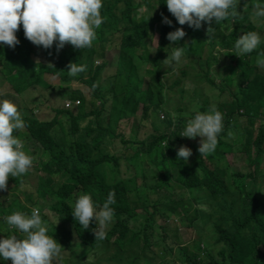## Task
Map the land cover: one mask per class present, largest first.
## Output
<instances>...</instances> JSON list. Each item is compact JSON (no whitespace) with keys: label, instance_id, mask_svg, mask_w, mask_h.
I'll return each mask as SVG.
<instances>
[{"label":"trees","instance_id":"16d2710c","mask_svg":"<svg viewBox=\"0 0 264 264\" xmlns=\"http://www.w3.org/2000/svg\"><path fill=\"white\" fill-rule=\"evenodd\" d=\"M145 1L152 6L153 21L160 19L162 22L163 18H167L165 0ZM155 3L156 8L153 6ZM102 4L101 16L104 22L96 29L97 35L93 41L95 45L100 46V51L95 49V45L88 53L83 49H74L70 44L67 46L65 44L62 49L57 50V42H54L50 49L35 46L47 60L53 61V64L46 66L43 72L56 81L68 78L67 66L70 63L86 65L87 70L77 74L73 81L87 86L92 100L95 101L103 98L100 74L105 67L102 62L100 65H94L92 58L94 55L103 56V44L107 40L105 36L120 32V52L130 58L129 62L113 76L114 82H111L112 85L121 82L119 93L105 98L100 103L97 102L89 111L85 112L84 109L86 106L84 95L72 93L70 100H79V105L54 108L55 114L51 119H41L36 115L25 116L22 119L25 125L24 132L41 146L47 156L45 161L40 159L39 169L34 170L33 190L47 202L55 200L50 205V210L63 216V221L51 231L68 242L78 240L83 254L94 256L98 264H110L112 261L118 264L124 257L129 259L128 264L149 263L156 257H159L161 262L164 260L174 262L175 244L169 240L165 223L169 220L167 214H180L178 210L181 201L171 198L169 189L172 183L180 190L192 194L194 200H201L198 202V208L202 210H207L211 202L216 203V200L221 199L219 205L209 213V221L213 224L212 230L217 234L216 242L224 246V249L218 252L219 260L202 253L204 246H214L215 242L213 241L214 245L207 243L199 236L196 240L199 242L198 245L191 241L196 253L186 247L182 249L185 264H264V253L261 251V248H264L263 196L253 195L247 190L245 182L247 179L257 182V191L264 186V113H261L264 109V75L257 72L258 66L255 64L257 59L264 58V55H261L264 54V46L260 45L253 52L237 58L227 54L224 69L229 74L220 86L222 94H215L221 101L220 103L216 101V109L228 111V117H231L222 121L225 127L228 124H240V120L233 117L244 121V124L241 123L243 128H239L241 133L237 142L244 144L239 151L252 170L244 173L232 172L230 167H225V157L221 156L219 151L220 149L230 151L232 147L237 146L234 142H221L220 145H224L223 147L217 144L215 151L208 156L201 157L199 152L191 151L192 155L184 161L178 158L177 152L181 146L192 149L193 139L181 136L189 121L187 112L191 110L190 100L184 99L190 83L183 82L180 77H174L168 84L167 75L174 74L175 69L185 74L184 68L189 64L196 70L192 72L194 78L205 80L212 90H215L210 62L208 58L200 57L213 45L215 37L207 40L202 27L199 29L191 27L185 29L186 35L180 41L171 42L169 45L166 37L170 33V26L166 23L161 24L156 57L150 60L145 44L154 30V24L134 17L135 8L141 4H134V0H102ZM257 4L264 6V0H253L247 7L244 3L237 2L239 15L236 18L215 23L214 28L232 27L229 35L218 32V38L233 49L235 39L240 33L255 31L262 34L264 17L257 18L253 14ZM16 37L19 41L17 46L8 52L0 50L7 85L21 89L45 86L38 77L39 74H43L41 64L36 65L31 60L34 46L25 38L22 25L16 32ZM182 46L184 55L181 62L179 64L173 62L175 69L171 68L164 62L167 56L163 55V51L169 49L172 52V48ZM234 53H237L235 47ZM133 60L146 63L144 70L147 77L140 74L137 84L133 82L131 68ZM86 73L88 74L85 75ZM194 93L197 94V98L200 97L196 90ZM234 94L238 97L236 103L223 101L233 99ZM168 95L180 99L177 108L173 110L169 108ZM182 101L184 102L181 104ZM107 105H110L109 110L106 109ZM208 109L209 106H206L205 110ZM104 111L108 112L107 116L103 115ZM203 112L204 109L201 113ZM161 113L162 120L158 117ZM193 114L192 119L195 116ZM59 116L65 117L68 123L66 129L59 122ZM138 118L145 121L151 119L152 124L158 118L160 132L157 125L153 124V131L145 132L144 138L140 139L136 123ZM256 123H259L258 127ZM56 125L60 126V131L54 134ZM131 130L133 135L129 137ZM115 140H119L118 143L126 149V153L123 155L116 153ZM200 140L196 139L194 142L197 148ZM124 155H128V162L122 163ZM121 163L129 173L128 177L119 178L112 183L106 182L105 168L111 167L121 171ZM145 164L157 165L160 173H152V180H149L147 178L149 171L145 172L143 169ZM240 169H243V166ZM41 173L44 174L40 175ZM9 183H12L13 189L10 195L3 190L0 191V218L11 215L13 208L30 216L32 208L17 203L18 199L14 192L21 186V181L18 177H9L7 186ZM143 190L146 195L142 194ZM163 190L167 193L162 194ZM109 192L115 193L116 203L110 205L114 209V217L106 229V239L95 240L94 230L99 229L98 223L93 220L87 229L81 227L72 215L74 208L70 206V202L79 194H89L93 204L100 208L107 200ZM25 195L26 200H31V195ZM132 197L141 202L145 214L135 210ZM33 206L39 207L41 213L45 210L37 201ZM134 211L153 221L156 218H160L161 221L162 217L165 219L164 224L161 222L158 227L153 228V224L143 221L140 228L132 232L128 222ZM198 219L196 210L193 222H197ZM5 233H8L7 229ZM111 249L115 251L116 256L105 258ZM8 264H11L10 260Z\"/></svg>","mask_w":264,"mask_h":264},{"label":"rangeland","instance_id":"374dc122","mask_svg":"<svg viewBox=\"0 0 264 264\" xmlns=\"http://www.w3.org/2000/svg\"><path fill=\"white\" fill-rule=\"evenodd\" d=\"M252 1L253 0H237V2L240 4L244 3L245 7H247ZM134 4L136 5L141 4V6L135 8L134 17H139L147 21L148 23L154 24V30L145 44V47L147 51L149 52L148 57L151 60L152 58L156 57L155 53L157 51V46H158L157 42L159 38L160 26L161 24H165V23L161 22L160 19L156 21L152 20V16H153L152 6L149 3H147L145 0H134ZM156 4L157 3L153 5L155 8H156ZM167 19L171 21L170 32H174L178 28H181L183 31H185L186 28H191L187 24L179 25L175 17L172 16V14L168 10H167ZM215 23H216L215 18H213V20L210 23L201 22V27H202V30H203V33L206 39L209 40L214 37L215 39H214L213 45L209 47V50L207 52H204L200 56L204 59L208 58L210 62L211 73H213V80L215 84V90H212V88L209 86V84L205 80L195 79L194 74L192 72L196 70H193V68L189 66V64L187 67L184 68L185 74H182L181 71H177L174 68V63H173L170 67L175 69L176 71L174 73L175 75L174 74L167 75L168 84L170 83V80L174 77H177V78L180 77V80H182L183 82L190 83L188 88L186 89V93L184 94V96L186 97L184 99H189L191 102L190 109L192 111L190 112L188 116L189 120L192 119V113H197V112L201 113L202 109H204L203 113H208L211 105H215L216 101L218 103L221 102L220 99H217L215 94L217 95L222 94V90L220 89V86L222 84L223 79L226 78L229 74L224 69V63H225L224 60L228 59L227 54H229L231 57L237 58V53H234V47L232 49L231 47L227 46L226 43H223L217 36L218 32H222L225 35H229L230 32L232 31V27L226 26L225 28H214ZM208 28H212L214 30L213 35L207 34ZM245 33L246 32L240 33L236 39L240 38ZM260 36H261L260 45L264 46V32H262ZM105 37L107 40L103 44V56L94 55L92 58L94 65H97L102 62L105 67L100 74V77L102 80L101 90L103 92L102 99H99L97 101L92 100L90 96V89L87 86L79 82L73 81L75 76H70L68 74L67 79L56 81L52 79L50 76L44 75L45 73L43 71L45 67L53 64V61L47 60L44 57V54L41 52V50L40 49L36 50L35 49L36 45L32 44L34 47H33V52L31 54V60L36 65L41 64L43 74H39L38 77L41 79L42 84L45 86L39 85V86L29 87L27 89L14 88L11 85L8 86L6 80L4 79L5 71L3 70V60H2L3 57L0 54V101L7 99L13 102L17 106L22 119L25 116H29V115H36L41 119H51L52 116L55 114L54 108H57V107L63 108V106L65 107V101H70V99H72L71 98L72 93L84 95V99L86 102V106L84 108L85 112L89 111L95 105H97V102L100 103L105 98L112 96L116 93H119L120 88H121L120 87L121 82H118L116 85H112L111 82H114L113 76L116 74V72H119L122 69L123 65L129 62L130 58L128 56L127 57L123 56V54L120 52V48H119V43L121 40L120 32H114L111 34H107ZM166 40H167V43L170 45L171 42L167 38ZM94 45L95 43H93L90 48H84L83 50L89 53L90 51H92V48L94 47ZM260 45L256 49H258ZM37 48H40V46H37ZM11 49L13 48H9L7 45L0 44V50L4 52H8ZM95 49L97 51H100V46L95 45ZM171 54L172 52L169 49H166L163 51V55L167 57L168 56L171 57ZM261 59H264V58H261ZM255 64L257 65V60L255 61ZM145 65H146L145 62H137V60H133L131 68H132V74L134 78L133 80L134 84L138 83L140 74L147 77V74L145 73V70H144ZM257 72L261 73V75H264V67L258 66ZM87 74L88 73H86L85 75ZM58 79H60V77H58ZM190 85L194 86V88L191 87ZM194 90H196V92L200 94L199 98H197V94L194 93ZM237 98L238 97L234 94L233 99L232 98L224 99L223 101L227 103H231V102L236 103L238 100ZM197 99L199 101H197ZM183 102L184 101H182L181 104ZM206 106H209L208 110H205ZM109 108H110V105H107L106 109L109 110ZM220 112L223 115V120L226 118H231V117H228V111H224L221 109ZM137 113H139V111ZM261 113H264V109H262ZM103 115L107 116L108 112L104 111ZM240 116H244V115H240ZM160 118H163L162 114L160 115ZM233 119L240 120L239 122L240 124L239 125H236V124L229 125L228 124L225 127L224 122H223V130L218 135V144L220 147H223L224 145H220L221 142H225V143L234 142L237 146L232 147L230 151L220 149L219 154L225 157V162H226L225 167H230L232 172H243L244 173L247 170L248 171L252 170V167L250 168L247 166L246 162L244 161L242 157V154L239 151V148L242 149L244 147V144L237 142L239 138V134L241 133L239 128H243L242 124H244V121L242 119H237L236 117H233ZM233 119H231L232 122H233ZM45 121H48V120H45ZM59 122L61 123L64 129L67 128L68 123L64 116H59ZM136 123L138 126V130L140 132V139L144 138L143 135L145 132L146 133L152 132V125H151L152 120L151 119L145 121V120L138 118ZM255 125L256 127H258L259 123H256ZM59 131H60V126L56 125L55 129L53 130V133L55 134ZM13 135L19 138L24 143L25 145L24 150L28 154H30L33 158V166L29 169L30 172L28 171L27 174L18 176V179L19 181H21L22 184L21 186H19L18 190L14 191L18 199L17 203L23 204L27 207H31L33 209V208H39L37 206H33V203L37 201L40 205H43V207L45 208L44 212L41 213V216H42V220L47 225V228H48L47 234L53 237V239H55L57 243L62 247L63 261L61 262L59 260H54L53 264H98L97 258H95L94 256H90V254L88 255L83 254V252L81 251L79 247L78 240L73 239L71 242H68L64 238H62L60 235L54 234L51 231V229H53L54 226H56L57 224L63 221V216H60L59 214H54L50 210V205L53 204L55 200H50L49 202H47L43 198L37 196V194L33 190V186L35 185L34 184L35 183L34 170L39 169L38 163L40 162V159L42 161H45L47 156H45V154L43 153L41 146L38 145V143L35 142L31 137L27 136L28 133L26 134L24 132V127L20 130H15ZM131 135H133L132 130L129 133V137ZM196 139H201V138L196 137L195 139L191 141L192 143L191 151L195 153L198 152L197 151L198 148L194 145V142ZM114 142H115L114 146L116 149V153L118 155H123V153L127 152L126 149L121 144L118 143L119 140H115ZM33 150H35V152ZM251 151L253 152L254 150L251 149ZM126 161L128 162V155H124V158L122 159V163ZM241 166H243V169H240ZM143 169L145 172L149 171L147 172L148 173L147 178L149 180H152V173H160V169L157 165L152 166V164H145L143 166ZM43 174L44 173H41L40 175H43ZM128 175L129 173L125 170L123 164L121 165V171H119L116 168L112 169L111 167L110 168L106 167L104 170V177L106 179L105 181L109 183H112L118 180L119 178H127ZM245 182L247 184V190L253 193V195L263 196L262 200H263V205H264V186L260 188V191H257V187H258L257 182L254 183V181L250 179H247ZM261 183H263V181H261ZM7 187H9V189H7L6 191L5 190L3 191L6 192L8 195H10L13 192V189H11L12 183H9ZM161 193L164 194L167 192L163 190ZM169 193H171V198L173 200L181 201V207H180V210H178L180 214L171 215V214H167V211L165 212L169 217V220L167 221V223H165V225L167 226V234L169 236V240H171L175 244L173 251H175L176 253V258L174 262L170 260H167V261L164 260L165 262L164 263V262H161L159 257H156L152 259L153 261H150L149 263L144 262V264H167V263L185 264L182 258V252H183L182 249L186 247L189 251L196 253V250L193 248L191 241L194 244L198 245L199 242H196V240L199 238V236L202 237L204 241L207 243L213 244V241L215 242V245L213 244L214 246H204L201 243L202 246H204V251H202V253H204V255H206L207 257H213L214 259L219 260L218 252L220 250H223L224 246L216 242L217 234L215 231L213 232L212 230L213 224L209 221V213L219 205L221 199L216 200L217 201L216 203L211 202L210 207L207 210H202L198 208V202H200L201 200H194L192 197V194L188 193L187 191L180 190L179 187L173 185L172 183L169 189ZM25 194L31 195V200L29 201L26 200ZM142 194L146 195V192L143 190ZM178 194H181V195L178 196ZM80 195L82 194L77 195L70 202V206L72 208H74L75 202ZM131 200L133 202L135 210L138 211V213L140 214L146 213L144 210H142L141 205H140L141 202L139 200H137L134 197H132ZM94 207L96 208L97 211L100 210V208L96 207L95 205ZM196 210H198L199 219L197 222H193ZM14 212H20V211L13 208L11 214H13ZM183 216L186 217L187 220ZM58 218H59V221H58ZM180 220H182V222H180ZM143 221H146V223L148 224H153V228H156L160 225L161 222L162 224H164L165 219L161 217V221H160V218H156V220L153 221L151 218L149 219L148 217L138 215L134 211L133 217L128 222L132 232L137 231L140 228L141 222ZM98 228H99V225H98ZM6 229H7L6 221L4 220V218H0V237L2 236V234L6 232ZM151 233L153 234L154 238H156V235L153 232ZM23 238H24L23 234L19 232L18 239H23ZM261 251L264 253V248H261ZM110 256H116L115 251L113 249H111L106 254L105 258H108ZM128 262H129V259L124 257L121 260V262H119L118 264H128ZM8 263L9 262L6 261L5 264H8ZM105 264H109V263H105ZM110 264H117V263L115 261H112ZM139 264L141 263L139 262Z\"/></svg>","mask_w":264,"mask_h":264},{"label":"clouds","instance_id":"9594fccd","mask_svg":"<svg viewBox=\"0 0 264 264\" xmlns=\"http://www.w3.org/2000/svg\"><path fill=\"white\" fill-rule=\"evenodd\" d=\"M166 6L179 25L187 24L194 29H199L201 22L210 23L213 18L218 22L239 15L237 0H166ZM102 7V0H0V44L9 48L18 45L15 34L22 25L25 38L44 49H50L54 42H57V50L62 49L65 44H70L77 50L90 48L96 39V29L104 22L101 16ZM253 14L257 18L264 17V6L255 5ZM162 22L171 25V21L166 17ZM210 33L214 34L212 28L207 30V34ZM185 35L186 33L178 28L168 33L166 38L175 43ZM260 44L259 33L246 32L235 41L237 57L253 52ZM172 49L171 57L164 60L169 66L173 62L179 64L184 55L183 46ZM257 65L264 67V59H257ZM67 67L70 76L87 70L86 65L78 66L76 63H70ZM168 96L169 108H177L180 99ZM161 114L158 115L160 120ZM194 114V118L186 123L181 136L189 139L200 137L197 151L201 157L208 156L217 147L218 135L223 130V115L215 105L210 106L208 113ZM153 124L157 125L160 132L158 118ZM24 126L17 106L7 99L0 101V190H7L10 176L25 175L33 166V158L24 150V143L13 135L15 130ZM191 155V150L184 146L177 152L178 158L184 161ZM115 203V193L109 192L107 200L97 211L91 196L82 194L75 202L72 215L84 229H87L93 220L97 222L99 229L94 230L95 240H104L107 237L106 229L114 217V209L110 205ZM4 220L8 233L0 237L1 264L9 260L11 264H53L54 260L63 261L62 247L47 234L48 228L42 220L39 208H33L30 216L14 212L5 216ZM19 232L23 234V239H18Z\"/></svg>","mask_w":264,"mask_h":264},{"label":"built area","instance_id":"2783aa9c","mask_svg":"<svg viewBox=\"0 0 264 264\" xmlns=\"http://www.w3.org/2000/svg\"><path fill=\"white\" fill-rule=\"evenodd\" d=\"M79 101L78 100H75V101H72V100H70V101H65V107L66 108H70V107H72V106H77V105H79Z\"/></svg>","mask_w":264,"mask_h":264}]
</instances>
